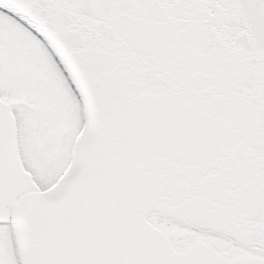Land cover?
Returning <instances> with one entry per match:
<instances>
[{
	"label": "snow or ice",
	"instance_id": "snow-or-ice-1",
	"mask_svg": "<svg viewBox=\"0 0 264 264\" xmlns=\"http://www.w3.org/2000/svg\"><path fill=\"white\" fill-rule=\"evenodd\" d=\"M0 264H264V0H0Z\"/></svg>",
	"mask_w": 264,
	"mask_h": 264
}]
</instances>
